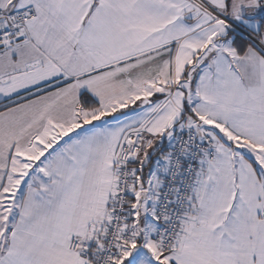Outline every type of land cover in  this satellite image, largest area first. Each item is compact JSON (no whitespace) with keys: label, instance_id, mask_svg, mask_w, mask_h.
<instances>
[{"label":"snow or ice","instance_id":"obj_1","mask_svg":"<svg viewBox=\"0 0 264 264\" xmlns=\"http://www.w3.org/2000/svg\"><path fill=\"white\" fill-rule=\"evenodd\" d=\"M0 264H264V0H0Z\"/></svg>","mask_w":264,"mask_h":264}]
</instances>
